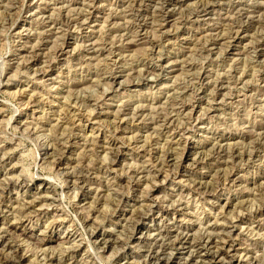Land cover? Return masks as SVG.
Instances as JSON below:
<instances>
[{"label":"rangeland","instance_id":"374dc122","mask_svg":"<svg viewBox=\"0 0 264 264\" xmlns=\"http://www.w3.org/2000/svg\"><path fill=\"white\" fill-rule=\"evenodd\" d=\"M154 249L264 264V0H0V264Z\"/></svg>","mask_w":264,"mask_h":264},{"label":"bare ground","instance_id":"6f19581e","mask_svg":"<svg viewBox=\"0 0 264 264\" xmlns=\"http://www.w3.org/2000/svg\"><path fill=\"white\" fill-rule=\"evenodd\" d=\"M218 152V151H217ZM237 153H238V151H237ZM237 153H235V154H237ZM241 154V153H240ZM239 154V155H240ZM233 156H235L234 154H233ZM241 156V155H240ZM70 177H73V175H71ZM74 178V177H73ZM81 179V178H80ZM24 184V181H22L21 183H20V185H23ZM180 238V237H179ZM214 241H215V239H212L211 237H207V238H204L203 239V241H200L199 242V244L197 245V247H199V248H205L206 250H208V249H210V247L213 245V243H214ZM185 242V244L186 243H188L189 242V238H188V236H186V237H184L183 239H182V242L181 243H184ZM105 244H107V243H105ZM162 246H164V245H162ZM164 248V247H163ZM166 248V247H165ZM163 251V250H162ZM163 253L164 252H161L160 253V251H156L155 249L154 250H152L151 251V253H150V256H149V258H150V260H151V262H152V264H169V262H165L164 261V259H163ZM209 253V252H208ZM218 255V252H217V254H215L214 253V255H208V257L206 258V264H216L217 263V259H216V256ZM187 264H197L195 261H194V259L192 258ZM220 264H232V262L230 261V262H226V263H224V262H222V263H220Z\"/></svg>","mask_w":264,"mask_h":264}]
</instances>
